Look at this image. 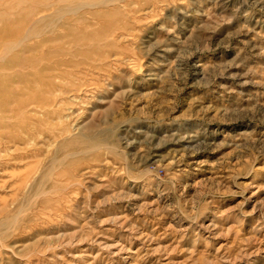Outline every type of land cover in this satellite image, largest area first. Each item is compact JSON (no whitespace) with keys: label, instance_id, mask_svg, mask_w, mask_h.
Masks as SVG:
<instances>
[{"label":"rangeland","instance_id":"obj_1","mask_svg":"<svg viewBox=\"0 0 264 264\" xmlns=\"http://www.w3.org/2000/svg\"><path fill=\"white\" fill-rule=\"evenodd\" d=\"M97 1L0 0V264H264V9Z\"/></svg>","mask_w":264,"mask_h":264},{"label":"bare ground","instance_id":"obj_2","mask_svg":"<svg viewBox=\"0 0 264 264\" xmlns=\"http://www.w3.org/2000/svg\"><path fill=\"white\" fill-rule=\"evenodd\" d=\"M235 0H189L187 3V6L181 7L183 3L175 9V19H173L175 26L173 28H170V25H164L162 21L157 22V25L153 30L149 31L146 38L148 40L155 39L157 36V33H162L165 37L161 41H156V43L152 46V49L150 51L149 55H153L155 57L153 61L161 62L164 65H171V63H177L180 65L181 63V55L184 53V49L186 48V45L188 42H186L187 38L189 37L188 32L191 31V28L189 27L191 23H193L194 26L200 27L203 26L204 23H206L208 19V13L207 8L212 7L215 8V10L221 14H229L230 16H235L236 13L232 12V8L235 6ZM254 4L259 6L260 8L264 9V0H253ZM127 3L126 0H102L97 1V3L84 5L89 6L90 8H97L102 7L104 9L105 7L110 9L109 11H116L118 8L117 6H125L124 4ZM113 8L111 9V7ZM161 6V5H160ZM114 7L116 9H114ZM86 8V7H85ZM241 11V10H240ZM195 16V17H194ZM258 19V18H257ZM110 20V19H107ZM244 21L254 24L256 27H263V24L261 21L257 20L254 21L251 16L245 15ZM167 23H170L168 21ZM173 23V22H172ZM166 24V22H165ZM173 25V24H172ZM159 33V34H160ZM249 34V31L245 34L246 36ZM235 38H238L239 42L241 44H246L248 47H250L253 50L256 49V45L250 42L249 39H246V41L242 40V34H236ZM146 39V40H147ZM194 65L196 67V71H200L201 74H204V64L205 62L202 61V59L197 58L194 61ZM183 63V62H182ZM159 64V63H158ZM157 68V67H155ZM147 75L150 76L149 79L151 81H155L157 79L158 73L154 71V69H148ZM194 136H189L187 142H190L193 140Z\"/></svg>","mask_w":264,"mask_h":264}]
</instances>
